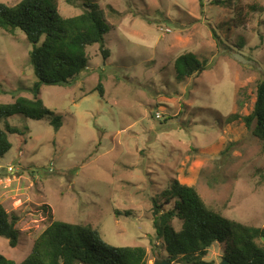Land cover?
<instances>
[{
	"label": "rangeland",
	"instance_id": "obj_1",
	"mask_svg": "<svg viewBox=\"0 0 264 264\" xmlns=\"http://www.w3.org/2000/svg\"><path fill=\"white\" fill-rule=\"evenodd\" d=\"M89 3L105 12L107 57L96 44L75 82L41 87L60 128L9 119L25 134L10 136L0 158V204L19 218L17 246L0 237V254L21 263L62 221L90 226L114 247H143L148 264L166 259L152 200L173 180L224 218L264 230V147L243 121L264 78V0H59V11L79 16ZM31 49L22 31L0 29V104L33 98ZM185 53L208 67L178 83L174 63ZM224 258L225 245L214 243L205 260Z\"/></svg>",
	"mask_w": 264,
	"mask_h": 264
},
{
	"label": "trees",
	"instance_id": "obj_2",
	"mask_svg": "<svg viewBox=\"0 0 264 264\" xmlns=\"http://www.w3.org/2000/svg\"><path fill=\"white\" fill-rule=\"evenodd\" d=\"M85 7L81 15L64 18L59 0H22L15 6L0 3V29L11 35L20 30L26 35L32 44L30 62L37 78L33 98L0 104V158L12 148L10 136L25 134L10 124V118H47L56 129L60 128L59 117L39 98L43 85L67 86L75 82L88 69V49L96 44L101 45L107 57L103 46L105 12L93 3ZM238 16L243 15L239 12ZM207 67L206 60L185 53L175 60L176 80L181 83L200 76ZM98 91L104 97L101 83ZM243 121L264 147V78L258 83L253 110ZM152 201L154 240L162 243L169 262L213 264L205 259L211 246L219 243L225 245L224 259L228 264H264V230L224 218L205 203L196 188L173 180ZM171 204L164 210V205ZM174 220L181 223L179 230L173 226ZM18 222L19 218L10 216L0 204V237L7 239L11 247L17 246ZM0 264H148V260L143 247H114L90 226L54 221L34 241L24 261L16 263L0 254Z\"/></svg>",
	"mask_w": 264,
	"mask_h": 264
},
{
	"label": "water",
	"instance_id": "obj_3",
	"mask_svg": "<svg viewBox=\"0 0 264 264\" xmlns=\"http://www.w3.org/2000/svg\"><path fill=\"white\" fill-rule=\"evenodd\" d=\"M154 264H175V263H171V262H169V261L166 260V259H163V258H161V257H158V258L155 260ZM222 264H228V262L225 261V262H223Z\"/></svg>",
	"mask_w": 264,
	"mask_h": 264
},
{
	"label": "built area",
	"instance_id": "obj_4",
	"mask_svg": "<svg viewBox=\"0 0 264 264\" xmlns=\"http://www.w3.org/2000/svg\"><path fill=\"white\" fill-rule=\"evenodd\" d=\"M10 172H12V168H11V167L9 168V173H10Z\"/></svg>",
	"mask_w": 264,
	"mask_h": 264
}]
</instances>
